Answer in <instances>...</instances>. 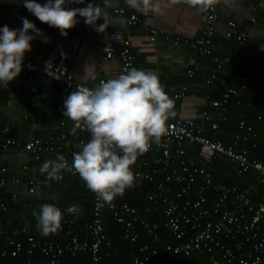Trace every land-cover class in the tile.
<instances>
[{
	"label": "built area",
	"instance_id": "1",
	"mask_svg": "<svg viewBox=\"0 0 264 264\" xmlns=\"http://www.w3.org/2000/svg\"><path fill=\"white\" fill-rule=\"evenodd\" d=\"M124 5H127L126 0L113 7L115 25L138 21L134 12L125 15ZM201 16L199 36L192 39L166 32L165 37L173 44L183 42L191 47L194 54L210 59L212 65L205 84L216 79L221 86V96L209 99L212 111L205 107L196 115H185L181 112V104H174L175 115L166 122V133L159 143H152L146 153L139 155L131 166L135 177L133 187L140 179L153 182L154 188L146 194L149 205L145 209L151 217L143 215L127 201H120L130 188L111 203L100 201L91 192V209L87 220H81L80 213L70 214L66 211L73 204L64 208L55 205L63 213L61 227L55 233L42 235L37 224L35 231H30L29 215L20 217V224L12 228L8 226V220L0 218V257L8 253L16 256L25 249L27 254L39 251L43 255L42 264H61L65 251L74 256L88 251L90 258L86 264H108L102 258L103 255H110L109 250L105 249L112 245V240L105 231L102 214L109 209L113 212L114 220L123 227L121 238L134 241L141 230L150 239L138 245L137 252L125 264H264V161L251 157L250 145L242 144L249 135L257 136L258 130L240 119L228 142L204 133L207 126L215 131L220 130L219 120L227 118L228 102L233 99L235 105L240 103V89L253 93L259 87H264V70L255 71L247 66L249 61L258 63L254 61L251 50L254 44L248 42L250 24L221 17L216 2ZM255 19L251 17L250 22ZM218 30L223 38L233 37L237 46L227 53H216L214 46L223 45L222 38L214 41ZM161 32L150 27L148 43L153 44ZM114 34L115 31L111 30L104 36L106 42L100 58L87 81L76 79L70 65L82 48L81 38L69 31L67 36H62L56 28L44 58L37 61L24 55L21 73L7 86H0V91L7 97H12L14 91L19 93V87L25 86L29 92L27 103L32 107L39 105V87L44 79L51 80L60 89L55 105L57 133L37 135L34 133L37 123L32 121L23 133L14 134L11 125L0 120V213L7 210L11 203L32 199L38 194L37 187L44 182L39 169L45 160L55 159L57 154H62L71 164L72 153L79 150L77 144L90 139L74 132L75 143L69 142L64 130L63 105L68 94L76 88L91 89L101 81H107L99 71L115 52L118 53L122 72L133 64L130 40L124 38L121 46L116 48L113 44ZM242 57L246 60L243 61ZM227 63L242 68L239 87L233 85L228 75L221 71ZM197 68L194 64L185 71L191 76ZM159 80L170 98L182 101L187 91L186 84L168 91L163 79L159 77ZM18 99L21 100L22 96L19 95ZM258 118H261V114ZM259 132L264 138V123ZM191 144L196 145L193 152L188 150L187 145ZM14 150L18 151L20 157L17 160L12 157ZM219 154L230 160L235 173L250 174L249 178L254 182L239 186L216 179L208 165ZM62 176L64 179L78 174L63 172ZM167 181H175L180 186L174 189ZM254 190L257 191V198L253 196ZM209 192H215L216 196L208 204ZM182 196L185 197L180 201L178 198ZM31 204L28 202L29 206ZM156 217L163 219V226L177 241L162 240ZM20 235H24V239ZM228 241L232 244H228Z\"/></svg>",
	"mask_w": 264,
	"mask_h": 264
},
{
	"label": "clouds",
	"instance_id": "2",
	"mask_svg": "<svg viewBox=\"0 0 264 264\" xmlns=\"http://www.w3.org/2000/svg\"><path fill=\"white\" fill-rule=\"evenodd\" d=\"M73 2L83 3L84 0ZM185 2L206 11L216 0ZM126 3L137 11L158 10L150 0H126ZM65 4L66 0H46L43 5L35 0L23 2L40 22L59 29L62 36H67V30L78 23L77 16L84 18V23L97 32L107 28L106 13L98 4L88 3L83 8H65ZM101 18L104 23L97 25L96 21ZM21 19L22 29L0 27V86H7L21 73L24 55L31 50L30 41L34 39L29 32L42 35L27 18ZM44 42H48L47 38ZM63 107L64 117L73 121L75 128L86 129L90 139L77 144L79 150L72 153L71 164L64 155L57 154L55 159L45 160L39 171L46 174L48 180L55 181L63 178V172L78 174L104 203H111L134 186L131 166L152 143H159L167 131L166 122L175 115L174 101L167 95L158 75L135 67H129L114 79L101 81L94 88H76L68 94ZM80 210L77 204L66 209L70 214ZM33 216L41 234L48 235L61 227L63 213L55 205L45 203Z\"/></svg>",
	"mask_w": 264,
	"mask_h": 264
},
{
	"label": "crops",
	"instance_id": "3",
	"mask_svg": "<svg viewBox=\"0 0 264 264\" xmlns=\"http://www.w3.org/2000/svg\"><path fill=\"white\" fill-rule=\"evenodd\" d=\"M123 0H84L83 3H75L73 0H66L65 8H83L88 3L98 4L104 13H106L107 28L104 32H97L92 26L84 23V18L77 16L78 23L67 30L78 35L82 40V48L77 56L70 62L76 79L87 81L90 72L95 70L96 62L100 58L103 45L106 42L104 36L109 31L114 30L116 35L113 44L119 48L124 38L131 42V49L134 53V62L130 67L155 72L158 77L163 79L166 89L178 88L181 84L187 85L186 95L182 101L171 98L174 104H181V112L185 115H196L203 107L209 106V100L201 94L202 86L205 85V76L212 65L207 56L194 54L189 45L180 42L173 44L165 37V33L177 34L180 37L195 38L200 35L202 27V12L199 8L189 6L182 0H150L152 4L158 6V10H149L147 12L137 11L128 5L125 6V15L134 12L138 16V21L133 24L122 22L119 25L113 23L115 13L113 7L121 4ZM24 0H0V27L7 25L10 29H22V17L32 22L42 35L29 32L34 36L30 41L31 50L25 53V56L41 61L52 42L56 28L50 27L46 23L40 22L24 6ZM36 3L43 5L46 0H35ZM217 9L221 17L233 18L241 23L250 24L248 42L259 45L264 52V0H216ZM251 17L255 21L250 22ZM125 21V20H124ZM103 18L96 21V24H103ZM155 27L162 32L158 34L153 44L148 43L149 28ZM45 38L48 42L45 43ZM223 38L218 30L214 41ZM216 53H227L230 47L215 45ZM197 65L195 73L189 76L186 73L188 66ZM100 75L106 80L114 79L122 73L120 69L118 53L105 61L99 71ZM60 89L51 80L44 79L39 87V105L29 106L27 97L29 92L25 86L19 87V93L14 91L12 97H7L0 91V120L11 125L14 134L23 133L30 127L32 121L37 125L34 131L39 129L46 133L56 132V101ZM219 93V92H218ZM19 95L22 99L19 100ZM216 95V96H215ZM219 94L212 95L211 98H217ZM64 117V115H63ZM66 130L71 144L75 143L73 133L77 132L80 136L90 137L88 131L84 128H75L74 122L64 117ZM12 157L17 160L18 151L12 152ZM3 160V155H2ZM57 183L51 182L45 176L44 182L37 187V196L47 198L55 194Z\"/></svg>",
	"mask_w": 264,
	"mask_h": 264
},
{
	"label": "trees",
	"instance_id": "4",
	"mask_svg": "<svg viewBox=\"0 0 264 264\" xmlns=\"http://www.w3.org/2000/svg\"><path fill=\"white\" fill-rule=\"evenodd\" d=\"M222 39L223 43L226 44V46L230 47V50L237 46V41L233 37ZM248 44L247 46H249ZM251 50L254 55V61L256 60L258 63L255 64L253 61H249L247 63L248 68L255 71L264 70V52L259 48V45L257 44L254 45ZM242 60L244 61L246 59L242 57ZM221 71H224L228 75L229 80L233 85L239 87V76L242 73V68L240 66L234 65L233 63H227L223 65ZM208 76L209 72L207 76H205L204 80ZM201 92V94H203L208 100L214 94H219L217 98H220V83L216 79H214L211 83L203 85ZM239 98L240 103L238 105H235L233 103V99L228 102L226 111L227 118L225 120H219L220 130L215 131L207 126L204 133L208 136L221 138L224 142H228L233 137V134L237 129L238 121L240 119H243L247 123L252 124L254 129L258 130V133L257 136L249 135L248 139L244 140L242 144L247 143L250 145L249 155L251 157H256L264 161V138L262 133L259 132L264 123V87H259L253 93L240 89ZM259 114H261L260 119L258 118ZM34 133L37 135H41L43 134V131L36 129ZM53 133H57V130L56 132H52V134ZM253 143L255 144L252 145ZM187 146L189 152L195 151L196 145L191 144ZM63 150H65V148ZM44 155L47 154L44 153ZM208 166L214 177L221 180L222 182L228 184L235 183L239 186L251 185V183L254 182L252 181V179L250 180V174L239 175L235 173L231 168L230 160L224 155H216ZM45 176L46 174H43L42 179H44ZM161 177H163V174L161 175ZM51 182L57 183V190L54 195L47 198H41L37 195H34L32 199H22L18 202L11 203L8 206L7 210L0 213V218L3 220H8V226L12 228L20 224V217L29 215L31 218V226L29 227V229L30 231H35L34 228L36 227L37 220L33 216V212L35 211L38 213L40 205L49 203L58 205L62 208L68 207L71 204H77L81 209L79 212L81 220H87L89 217V210L91 209V191L85 188L84 182L81 180L79 175L67 176L62 180H51ZM167 184H169L174 189L180 186V184L175 181H167ZM153 188V182L140 179L136 181L135 187L127 190L123 199L118 198L117 200L120 199V201H127L130 205L136 207L143 215L149 217L148 212L145 211L147 205H149L146 194ZM215 196V192L208 193V204L213 201ZM253 196L254 198H257V191L255 192L254 190ZM184 197L185 196H182L178 199L182 201ZM28 202H32V204L29 206ZM102 217L105 224V231L112 240V245L109 248L105 249V251L109 250L110 255H103L102 260L104 262L108 264H125L129 257L137 252L138 245L143 242L150 241L149 237L141 230L138 232V236L134 241L130 239H123L121 238L123 227L120 223L114 220L113 212L109 209H106L103 212ZM156 219L158 220V230L162 235V240L171 242L177 241L163 226V219L161 217H156ZM20 237L21 239H24V235H20ZM228 244H232V242L228 241ZM24 245L26 246V242H24ZM42 256L43 255L39 251H35L33 254H27L24 249L20 254L16 256H11L8 253L5 256L0 257V264H42ZM89 258L90 257L88 251L80 252L75 256L71 255L68 251H65L61 256V264H86V262L89 261ZM27 259H30V261H27Z\"/></svg>",
	"mask_w": 264,
	"mask_h": 264
}]
</instances>
